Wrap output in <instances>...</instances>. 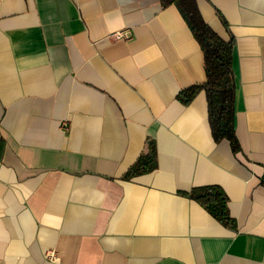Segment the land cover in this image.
<instances>
[{"label": "crops", "instance_id": "crops-1", "mask_svg": "<svg viewBox=\"0 0 264 264\" xmlns=\"http://www.w3.org/2000/svg\"><path fill=\"white\" fill-rule=\"evenodd\" d=\"M196 1L234 40L237 150L179 100L206 70L176 6L0 0V264H264V0ZM210 186L233 223L189 196Z\"/></svg>", "mask_w": 264, "mask_h": 264}, {"label": "trees", "instance_id": "trees-1", "mask_svg": "<svg viewBox=\"0 0 264 264\" xmlns=\"http://www.w3.org/2000/svg\"><path fill=\"white\" fill-rule=\"evenodd\" d=\"M163 6H176L192 29L203 55L206 81L180 92L179 100L188 104L204 91L208 103L209 125L216 142L229 140L234 150L238 149L235 136L236 83L232 67L234 40L220 37L203 19L196 0H160ZM157 168V150L150 141L145 151L128 170L125 177L131 178L150 173ZM191 198L198 201L217 220L233 223L227 208L228 197L222 189L210 186L190 192Z\"/></svg>", "mask_w": 264, "mask_h": 264}, {"label": "built area", "instance_id": "built-area-1", "mask_svg": "<svg viewBox=\"0 0 264 264\" xmlns=\"http://www.w3.org/2000/svg\"><path fill=\"white\" fill-rule=\"evenodd\" d=\"M117 37H118V38H122V37H123V38H127V36L124 35L123 33L118 34ZM49 257L53 258L54 260H60V259L55 255V253H53V252L49 253Z\"/></svg>", "mask_w": 264, "mask_h": 264}, {"label": "water", "instance_id": "water-1", "mask_svg": "<svg viewBox=\"0 0 264 264\" xmlns=\"http://www.w3.org/2000/svg\"><path fill=\"white\" fill-rule=\"evenodd\" d=\"M187 21V23L189 24V21L188 20H186Z\"/></svg>", "mask_w": 264, "mask_h": 264}]
</instances>
